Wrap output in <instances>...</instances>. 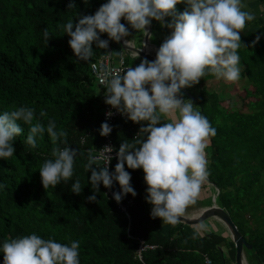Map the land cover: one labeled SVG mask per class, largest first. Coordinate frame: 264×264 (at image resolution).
Masks as SVG:
<instances>
[{
	"label": "trees",
	"instance_id": "obj_1",
	"mask_svg": "<svg viewBox=\"0 0 264 264\" xmlns=\"http://www.w3.org/2000/svg\"><path fill=\"white\" fill-rule=\"evenodd\" d=\"M75 2L76 9H68L69 0H0V111L26 105L36 110L42 123L54 119L57 128L68 132L70 146L79 149L72 180L79 177L85 184L80 194L70 191L72 181L44 189L38 169L50 158L52 142L45 132L37 138V147L31 148L24 143L29 126L22 124L24 131L14 141L16 152L0 159V182L5 185L0 189V241L33 231L61 243L78 239L80 264H204V254L211 264H235L234 245L226 234L194 237V231L182 223L167 232L145 225L141 169L125 165L137 193L122 198L132 199L128 216L104 193L103 184L96 201L86 199L92 189L90 171L83 164L88 149L101 143L98 127L103 108L99 96L103 89L89 64L105 49L94 43L92 58L77 61L61 25L69 18L78 19L76 12L93 14L105 0ZM181 6L176 7L183 11ZM45 27L52 34L47 44L42 37ZM240 35L242 77L254 87V99L246 102V109L223 105L217 91L204 84L214 76L210 73L183 93L216 129L205 150L207 180L217 190L216 203L251 245L244 248L248 264H264V35H258L255 44L257 36L251 31L241 30ZM136 125L131 120L120 124L126 139H132ZM117 131L115 122L114 141ZM116 162L113 157L110 171ZM112 191H119L118 182ZM140 242L147 247L139 253Z\"/></svg>",
	"mask_w": 264,
	"mask_h": 264
},
{
	"label": "clouds",
	"instance_id": "obj_2",
	"mask_svg": "<svg viewBox=\"0 0 264 264\" xmlns=\"http://www.w3.org/2000/svg\"><path fill=\"white\" fill-rule=\"evenodd\" d=\"M178 4L184 5L183 11L177 9ZM67 7L76 9L75 0H69ZM75 16L78 19H67L61 29L69 37L68 45L77 61L92 58L94 43L98 49H108L110 41H122L125 48L132 46V40L124 39L130 36V29L148 34L147 26L153 19L171 29L156 49L155 59L143 58L135 67L124 70L101 65L99 83L103 85L104 102L111 106L105 116L111 117L115 109L140 123V128L134 138L123 139L115 149L113 170H109L114 151L110 145L99 150L89 148L83 167L90 171L89 202L97 200L101 184L112 188L115 182L119 191H113L112 198L117 202L126 194L135 196L125 165L142 169L147 185L144 199L152 205L150 216L174 225L187 207L196 203L207 182L205 150L216 134L207 116L184 96L182 89L209 73L225 82L239 80L240 34L246 22L254 19V13L245 0H105L93 14L76 12ZM165 17L170 19L166 21ZM102 33L107 34L106 39L101 38ZM42 37L45 44L52 37L47 27ZM259 39L257 36L252 43ZM39 115L44 116V111ZM22 124L29 126L24 143L31 148L37 147V138L45 132L52 142L50 158L44 159L38 169L44 189L72 181L70 191L80 194L85 184L79 177L72 180L79 149L70 146L68 132L57 128L54 119L42 123L32 107L21 105L0 111V159L6 160L16 152L14 141L24 131ZM111 131L107 121L101 123V136ZM4 187L0 182V189ZM204 227L200 224L193 236L200 235ZM79 250L78 239L61 243L35 231L0 241L2 264H80Z\"/></svg>",
	"mask_w": 264,
	"mask_h": 264
},
{
	"label": "crops",
	"instance_id": "obj_3",
	"mask_svg": "<svg viewBox=\"0 0 264 264\" xmlns=\"http://www.w3.org/2000/svg\"><path fill=\"white\" fill-rule=\"evenodd\" d=\"M245 3H246L248 10H251L254 13V19L246 22V25H245V28L243 29V31H251L256 36H258V35L263 36L264 35V2H262L261 0H245ZM179 5L181 6V4H179ZM177 9L180 10V8H177ZM168 19H170V18L165 17L166 21ZM170 31H171V29H168L167 27H162L158 21L153 19L152 23L150 24V34L148 35L147 40L145 39V33H143L144 35L142 38V43H141V45L138 46V48L144 47L145 44H148L149 46L151 45L154 47V48H152V50H155L156 49L155 46L159 47V45L162 43L165 36L167 34H169ZM124 39H129V40L133 41V39L131 37V32H130V36L125 37ZM111 46H112V53H113L112 55H113V61L114 62H116L118 60V58L120 56H122L127 65H130L128 62L131 63L132 66L130 65L129 67H135L137 64H139L140 60L138 59L137 55H134L135 52H133L129 49L122 48L120 42L112 41ZM132 46H135L134 41H133ZM151 55L155 57V54H151ZM127 120L128 119H125V120L118 119L116 121L117 125H118V131H117V136L115 139V149H118L122 140L126 139L125 136L123 135L124 129L121 128L120 124H122V122L127 121ZM141 123H146V122H141ZM136 126H137L138 130L135 131L134 136L139 131L140 123H137ZM134 136L132 138H134ZM114 158H116V155H114ZM206 158H207V156H206ZM140 174H141L142 184L144 186L142 201L145 205V225L151 229L167 232L170 227H172V226L175 227L180 222L173 225L170 223H163L159 217L153 218L150 216V210H151L152 205L150 203L146 202V200L144 199L145 195L147 194L145 192L147 185L144 181V173H143L142 169H141ZM203 186H204V192H206V193L211 192L212 193L210 197H212L214 194L217 193L216 192L217 190L215 188L214 189H215L216 193L213 191V185L210 182H208V180ZM200 193H202V192L200 191ZM200 193L197 197L196 203L189 205L183 216H187V217L194 216V217H196L199 214V211L203 207H205L204 205L200 204V201H199ZM215 202H216V197H215ZM207 205L208 204H206V206ZM214 220H216V219L210 218V219L201 221L197 224H192V225L183 224V223L182 224L185 225V227L190 231H194L195 229L198 228V226L200 224H204L205 227H204V229L201 230V234H200V235H203L204 233H208V232H217V231H215L216 227L213 225ZM217 233H219V232H217Z\"/></svg>",
	"mask_w": 264,
	"mask_h": 264
},
{
	"label": "rangeland",
	"instance_id": "obj_4",
	"mask_svg": "<svg viewBox=\"0 0 264 264\" xmlns=\"http://www.w3.org/2000/svg\"><path fill=\"white\" fill-rule=\"evenodd\" d=\"M130 27V26H129ZM131 37L134 41V44L136 47L141 45L143 33L136 31L134 29H130ZM154 41V40H153ZM154 48L153 46H149V49L152 50ZM157 49V48H156ZM130 65L131 63L128 62ZM128 65V66H130ZM132 66V65H131ZM241 69V75L239 80L235 82H225L224 80H217L215 76L212 78H209L207 81L204 82V84L207 86L208 89H212L214 91H217V95H219V99L221 103L225 106L231 107V108H238L241 110L246 109V102L249 100L254 99L252 93L254 91V87L249 85L246 80L242 77V65L240 64ZM100 91V90H99ZM211 186V185H210ZM212 187V186H211ZM200 193V204L206 206V204L210 205L212 203V197L211 192H204V186L202 185ZM207 205V206H208ZM210 223V222H209ZM213 225L216 227L215 231L226 234L225 228L221 222H217L214 220ZM229 236V235H228ZM245 254V252H244Z\"/></svg>",
	"mask_w": 264,
	"mask_h": 264
},
{
	"label": "built area",
	"instance_id": "obj_5",
	"mask_svg": "<svg viewBox=\"0 0 264 264\" xmlns=\"http://www.w3.org/2000/svg\"><path fill=\"white\" fill-rule=\"evenodd\" d=\"M121 22L123 23V18H121ZM112 46L111 43L109 42V47L108 49H105V52L100 55L99 57H97L95 60L91 61L89 64L90 67V72L92 73V75L94 76V79L96 80V83L103 87L102 84L99 83V76L101 74V65H105L113 70H124L127 69L129 66L126 64L124 58L122 56H120L118 58V60L116 62L113 61V55H112ZM103 89V88H102ZM100 98L103 101V108H102V119H101V123L104 121H107L111 126H112V131L109 135L107 136H101V143L99 145V147H97L96 149L99 150L102 147H104L105 145H110L114 148V151L110 154L112 155V157H114L115 155V141H114V124L115 122L120 119V120H125L126 115H121L119 112H117L115 109H112L113 111V115L111 117H107L105 116V112H107L111 106L107 105L104 102V89L101 91L100 93ZM100 123V125H101ZM100 125L98 127V130L100 128ZM93 154L95 155L96 152L93 151ZM111 162V161H110ZM101 164L103 163V161L100 162ZM110 167V164H109ZM114 187V185L112 186ZM112 188H106L104 186V193L112 198ZM116 204V206L118 207V209L122 212H124L127 216H128V207L132 204V199L131 198H127L126 200H121L120 202H117L114 198H112ZM141 244H139V248H138V252L140 253L142 250L145 249V245L142 244V242H140ZM148 247H153V246H148ZM204 264H211V259L209 258L208 255L204 254Z\"/></svg>",
	"mask_w": 264,
	"mask_h": 264
},
{
	"label": "water",
	"instance_id": "obj_6",
	"mask_svg": "<svg viewBox=\"0 0 264 264\" xmlns=\"http://www.w3.org/2000/svg\"><path fill=\"white\" fill-rule=\"evenodd\" d=\"M123 23H125L127 26L126 21L123 20ZM147 28H148V34H145L146 40L148 38V35L150 34V25L147 26ZM120 43H121L122 48L129 49L135 53H139V55L137 56L139 60L143 58H147L148 60L155 59L154 56H152L148 51L145 50V47L138 48L135 46H130V47L125 48L123 46L122 41ZM155 47L158 48V46H155ZM182 91L185 93L186 89L184 88L182 89ZM215 197H216V194L212 196V203L208 206L203 207L199 211V214L196 217L194 216L187 217V216L182 215L179 219V222L183 224L192 225V224H197L201 221H204L210 218H214L217 221L221 222L225 228L226 233L229 235L234 245V263L235 264H248L245 258L244 248L249 249L251 245L246 242L245 238L238 231L236 225L230 219L227 212L215 202Z\"/></svg>",
	"mask_w": 264,
	"mask_h": 264
},
{
	"label": "bare ground",
	"instance_id": "obj_7",
	"mask_svg": "<svg viewBox=\"0 0 264 264\" xmlns=\"http://www.w3.org/2000/svg\"><path fill=\"white\" fill-rule=\"evenodd\" d=\"M145 50L148 51L150 54H155L156 53V49L155 50H151L149 49V45L148 44H145Z\"/></svg>",
	"mask_w": 264,
	"mask_h": 264
}]
</instances>
